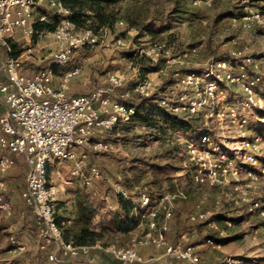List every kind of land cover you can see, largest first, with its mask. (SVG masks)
I'll use <instances>...</instances> for the list:
<instances>
[{
  "label": "built area",
  "instance_id": "obj_1",
  "mask_svg": "<svg viewBox=\"0 0 264 264\" xmlns=\"http://www.w3.org/2000/svg\"><path fill=\"white\" fill-rule=\"evenodd\" d=\"M42 3L43 0H0V46L11 52L12 42L23 44L27 50L45 38L53 39L54 44L49 56L55 65L39 69L32 75L24 73L22 59L11 55L0 59V100L6 109L0 116V176L15 168L16 156L24 160L27 178L22 199L38 219L40 249L49 251L48 259L53 263L82 259L85 264H99L93 251L102 249L120 264H145L147 260L140 248L153 247L164 250L170 259L199 264L200 258L193 246L171 244L168 239L175 203L186 198L182 189L177 187L156 202L147 192L136 196L135 230L138 233L131 238L130 246L110 244L105 247L101 240L93 245H78L64 237L58 223L59 190L50 180V166L53 160L70 161L71 176L82 177L85 186H92L101 172L97 166H92L88 175H84L89 154L113 149V143L103 137L97 138V133H111L118 125L133 121L136 108L125 100L151 98L166 112L192 122L201 120L198 138L185 144L187 158L180 175L201 186L233 181L246 191L254 190L264 178V73L261 72L264 57L241 58L237 70L227 69L229 62H218L215 72L211 69L201 75L180 74L177 85L194 89L192 96L182 94L175 99L168 98L148 76L138 79L121 99L110 97L104 89L71 96V81L82 73V67L65 68L77 50L97 46L107 29L80 30L70 20L71 12L61 0L49 2L53 19L47 13L35 16ZM41 23L54 24V29L37 31L35 26ZM115 44L122 46L124 40L118 38ZM191 51L195 52L196 48ZM128 58L129 67L134 69L141 59L152 65L171 60L163 41L140 47ZM58 73H61L60 80L55 85ZM108 80L112 88H118L125 82L126 74L113 73ZM223 80L238 86L239 94L229 97L222 86ZM219 95L226 100H218ZM221 129L233 134V141H229ZM121 193L126 198L132 197L126 191L121 190ZM9 207L10 203L0 195V209ZM248 210L264 218V202H254ZM190 220H208V213L198 210ZM226 222L229 226L233 223L232 220ZM207 243L222 246L211 238ZM11 244L19 250L26 248L15 239Z\"/></svg>",
  "mask_w": 264,
  "mask_h": 264
},
{
  "label": "rangeland",
  "instance_id": "obj_2",
  "mask_svg": "<svg viewBox=\"0 0 264 264\" xmlns=\"http://www.w3.org/2000/svg\"><path fill=\"white\" fill-rule=\"evenodd\" d=\"M109 12L113 13L114 19L107 27L106 35L100 38L97 46L77 50L72 61L82 67L93 90L104 89L112 98L115 95L121 98L145 76L156 81L168 98L175 99L182 94L192 96L194 89L177 85L180 74L194 72L190 70H200L195 72L199 75L211 69L215 72L218 62H229L227 69L236 68L241 58L264 57V0H120L109 8ZM46 13L52 19L55 17L50 9ZM155 17L164 20L158 24L156 33L151 34L146 26ZM118 38L124 40V45L115 44ZM158 41L167 45L170 61L161 60L156 65L145 62L144 67L138 61L137 69L129 67V53L135 54L138 48ZM194 48L196 51H191ZM39 56L38 65L31 63V58L25 59L26 56L22 59L30 68L55 65L50 56ZM118 72H124L126 80L121 87L112 88L109 75ZM261 72L264 73V63ZM222 86L229 97L240 92L238 86L224 80ZM217 99L226 100L221 95ZM147 116L149 122L145 126L134 118L128 124L118 125L111 133H97V138L112 142L113 149L89 154L84 175H88L92 166H97L101 172V177L90 187L84 185L82 177L71 176L72 162L52 161L50 180L59 190L58 207L62 209L59 219L65 222L66 234H75L81 227L74 218L79 199L90 198L101 207L102 217L97 216L91 224L93 230L101 232L103 216H113L119 210L116 197L121 190L134 197L147 192L156 202L163 194L178 187L186 198L179 199L173 209L168 234L171 244L193 246L200 258L199 264H264V218L250 214L248 210L254 202H264V178L250 192L233 181L216 186L193 183L180 175V169L187 158L185 144L198 138L201 120L193 121L196 131L181 130L168 125L156 107L149 109ZM221 133L233 141V134L227 129H221ZM26 178L25 163H18V167L0 176V195L10 203L9 208L0 209V264H32L34 255L29 244L24 250L11 244L12 239L23 243L24 235L31 236L33 218L39 228L37 217L22 199ZM198 210L208 213V220L191 221L190 216ZM70 220L72 222L68 223ZM226 220H232V225L229 226ZM210 236L218 239L222 246L208 244L207 240L212 239ZM100 238L105 247L110 244L130 246L132 243L122 232L104 233ZM47 252L38 254L39 258L48 259ZM93 255L97 261L108 258L119 264L105 250L95 249ZM143 256L147 260L145 264H190L177 263L168 258L164 250L153 247L146 248ZM77 262L78 259L66 260L68 264Z\"/></svg>",
  "mask_w": 264,
  "mask_h": 264
},
{
  "label": "trees",
  "instance_id": "obj_3",
  "mask_svg": "<svg viewBox=\"0 0 264 264\" xmlns=\"http://www.w3.org/2000/svg\"><path fill=\"white\" fill-rule=\"evenodd\" d=\"M63 5L70 10L71 14L69 15L70 20L76 25L78 28L83 29H91L95 32H98L100 29H107L108 26L112 25L114 15L109 12V8L113 5H116L120 0H61ZM164 19L160 17H155L151 20L150 24L146 27V30L154 34L157 31L158 24L162 22ZM37 31H45V30H53L54 24L51 23H41L35 26ZM143 33L140 32V36ZM11 52L10 55L17 58L22 49L17 47L15 44H11ZM132 53H129V56H132ZM140 61L141 67H144L145 60L141 59ZM149 63V62H147ZM151 64V63H150ZM46 68V67H41ZM153 69V68H152ZM151 71V70H148ZM195 72H199L200 70H190ZM115 99H121L120 97L114 96ZM128 103L132 104L136 108V113L134 118H138L142 125H147L149 122V118L147 116V112L151 108L156 107V111L162 115L165 122L170 125L172 128L181 129V130H197L196 125L188 119H185L181 116L174 115L172 113L166 112L164 109L160 108L156 103H154L151 98H134L125 100ZM116 201L118 203V212L113 216L110 214H106L103 218L101 225V232H97L92 229L91 224L95 220V218L100 214L99 206H96L94 202L88 201H78L77 209H78V223H80L81 227L79 231L75 234L69 236L66 234V231L63 228V222L58 219V223L62 226L64 237L66 239H72L78 245H93L98 240H101V235L104 233H118L122 232L124 234H128L130 231L136 229V213L135 207L136 203L132 198H126L122 195V193H118L116 197ZM31 236L33 239H37L39 236V228L37 227L35 220L31 221ZM212 237V236H210ZM212 239L219 242L218 239L212 237ZM102 241V240H101ZM49 253V251L47 252ZM42 259V258H41ZM174 260V259H172ZM177 263H182L183 261L175 260ZM40 264H51L47 258L43 259ZM120 264V262H119Z\"/></svg>",
  "mask_w": 264,
  "mask_h": 264
},
{
  "label": "crops",
  "instance_id": "obj_4",
  "mask_svg": "<svg viewBox=\"0 0 264 264\" xmlns=\"http://www.w3.org/2000/svg\"><path fill=\"white\" fill-rule=\"evenodd\" d=\"M49 2H50V0H43L42 6L35 13V16H38L39 14H42V13H46V10L50 9ZM11 44H15V45H17V47L22 49L21 54L17 58L22 59L23 57L26 56L25 59L31 58V61H32L31 63L36 64V65H38L37 62H36L37 59H40L39 55L45 56L47 58L50 55V52L54 49L53 39H51V38H45L43 41H37L35 43L34 47L31 50H27V47L24 46L23 44H20V43H13L12 42ZM29 53H31V54H29ZM9 55H10V52L6 48L0 46V59H4V58H6ZM74 55H76V53ZM32 56H37V58L32 57ZM73 58H74V56H73ZM22 60L24 61V73L26 75H32L36 71L41 69V67H39V66L37 68H34V67L30 68L28 66V64L25 63V60L24 59H22ZM29 60H26V61H29ZM73 62L74 61L71 60V63L65 68V70H71L75 65H78V64L73 63ZM59 80H60V76L57 75L55 77V80H54L55 85L58 84ZM92 88H93V85L91 84L90 79L86 78V76L84 75V72L82 71V73L79 76L75 77L71 81L69 95H71V96L85 95V94L90 93L93 90ZM5 110H6L5 106H4L3 102L0 100V116L5 113ZM15 160H16V166L17 167H18V163H25L24 160L21 157H17L16 156ZM16 166H15V168H16ZM131 198L133 200L136 199V197H134V196H132ZM78 201L88 202V201H91V199L90 198H82V199H79ZM59 210L62 211V209H60V208H59ZM78 215L79 214H78V210H77V215L74 217L76 220L78 219ZM98 216L102 217V215H100V214ZM103 217H105V216H103ZM70 222H72V220L68 221V223H70ZM77 222H78V220H77ZM64 223L65 222H63V224ZM136 233H138V231L134 229V230L130 231L127 235L131 239L132 237H134L136 235ZM71 235H73V234H71ZM21 241H23V244H25V245L29 244V247L32 248V252H33V255H34L33 258H32L33 259L32 260V264H40V262L43 259H45L44 257L42 259H40L39 258L40 256H38V254H40V255L42 254L43 255V252H44V251H42V252L40 251L39 236L35 240V239L32 238V236H30L29 234H26V235L23 236V239ZM148 248H150V247H148ZM140 253L142 255L146 254V248H141L140 249ZM48 255H49V253H48ZM98 262H100L101 264H114V261L113 260H109L108 258L99 259ZM50 263L51 264H68V263H66V261H63V262H60V263H53V262H50ZM77 264H85V262L82 259H78Z\"/></svg>",
  "mask_w": 264,
  "mask_h": 264
}]
</instances>
